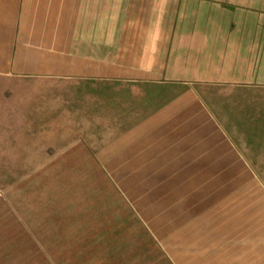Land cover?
<instances>
[{"label":"crops","instance_id":"1","mask_svg":"<svg viewBox=\"0 0 264 264\" xmlns=\"http://www.w3.org/2000/svg\"><path fill=\"white\" fill-rule=\"evenodd\" d=\"M62 167L71 183L102 180L81 195L130 202L140 215L118 227L215 203L225 223L204 264L264 262V192L237 194L264 183V0H0L5 185Z\"/></svg>","mask_w":264,"mask_h":264},{"label":"rangeland","instance_id":"2","mask_svg":"<svg viewBox=\"0 0 264 264\" xmlns=\"http://www.w3.org/2000/svg\"><path fill=\"white\" fill-rule=\"evenodd\" d=\"M77 173L78 178L83 177L84 166H80ZM6 174L0 171V264H204V259L219 250L218 225L225 222L217 219L215 203L207 204L202 210L199 205L190 204L159 208L161 212H172L169 216L179 212L178 217L193 208L190 220L176 221L172 216L175 221H167V216L161 222L118 227L117 217L128 215L131 218L140 214L131 208L130 202L126 210H121L124 204L117 201L120 195L106 196L112 201L109 205L103 200L100 202L98 195H89L90 192L81 195L80 190L86 188L92 193V188L101 192L102 180L71 183L67 168L62 167L61 173L50 177L62 182L53 183L45 178V183H37L36 178H30V185L12 187L5 185ZM263 185L240 184L237 194L252 188V196L260 197ZM60 190L63 197L56 198ZM149 202L155 204L154 199ZM143 210L152 213L149 219L156 214L153 213L155 205ZM94 223L97 226L90 227ZM205 230L209 233L207 236ZM156 235L160 236V243L154 238ZM155 241L163 256L155 255L153 250L149 252L148 247L156 245ZM44 244L50 247H43ZM124 251L130 253L124 255ZM106 252H111L114 259L108 260Z\"/></svg>","mask_w":264,"mask_h":264}]
</instances>
